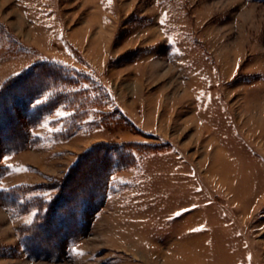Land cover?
Listing matches in <instances>:
<instances>
[{
    "label": "rangeland",
    "instance_id": "1",
    "mask_svg": "<svg viewBox=\"0 0 264 264\" xmlns=\"http://www.w3.org/2000/svg\"><path fill=\"white\" fill-rule=\"evenodd\" d=\"M40 64L74 83L0 104V264H264V0H0V96Z\"/></svg>",
    "mask_w": 264,
    "mask_h": 264
},
{
    "label": "trees",
    "instance_id": "2",
    "mask_svg": "<svg viewBox=\"0 0 264 264\" xmlns=\"http://www.w3.org/2000/svg\"><path fill=\"white\" fill-rule=\"evenodd\" d=\"M35 70L40 71V73H37L33 76L31 69L29 71H26L18 76H16L14 79H12V82L10 84H7V89L5 88V92H2V95L0 96V104H4V111L5 115L8 116L10 114L9 110L10 105L8 104V101L5 100L6 95L11 94V97L14 98L15 104H21L23 108H26L27 113L31 116V112L29 113L32 103H33V98L35 97H42V94L50 88L48 83L51 82V84H54L57 88H61L63 86L62 90L64 91L67 89V85H71L74 83L72 80V76L69 75L68 71L63 70V69H58V68H50L47 65H39ZM44 77V81H41L36 88L30 89L26 88L25 85L19 86L20 93H16L15 86L20 85L25 79H29L30 77ZM31 77V78H32ZM23 93V94H22ZM76 93V92H75ZM32 96V97H31ZM2 100V101H1ZM22 108V109H23ZM30 123V120H28ZM25 137V136H24ZM21 138V137H20ZM17 145L14 146V148ZM10 150V149H8ZM7 150V151H8ZM6 153V152H4Z\"/></svg>",
    "mask_w": 264,
    "mask_h": 264
},
{
    "label": "bare ground",
    "instance_id": "3",
    "mask_svg": "<svg viewBox=\"0 0 264 264\" xmlns=\"http://www.w3.org/2000/svg\"><path fill=\"white\" fill-rule=\"evenodd\" d=\"M195 112H193V114H192V116L193 117H195ZM191 117V116H190ZM197 118V117H196ZM188 121V120H187ZM201 123V122H200ZM196 124V123H195ZM201 125V124H200ZM197 130V129H196ZM201 130V129H200ZM204 134V132L203 131H201V132H198L197 133V136L196 137H201L202 135ZM210 141V140H209ZM186 146V145H185ZM207 157V156H206ZM206 157H205V159H206ZM207 161V160H206ZM204 162H205V160H204ZM205 164V163H204ZM207 165V164H206ZM216 165H219L218 167H216ZM207 171H209L210 172V174H217L218 175V173L220 172V174L221 175H223V179H224V177H225V175L227 174V173H229V170H228V165H227V163L226 162H224L223 161V158H222V155H221V150H220V148H217V149H215V151L213 152V160H212V164H209V166H208V170ZM205 173H207V172H205ZM211 176V175H210ZM215 177V176H214ZM220 179V178H219ZM213 180V179H212ZM220 180H222V178L220 179ZM218 182V181H217ZM217 184V183H216ZM221 184H225V183H223V181H222V183ZM168 260V259H167ZM188 263V262H187ZM189 264V263H188Z\"/></svg>",
    "mask_w": 264,
    "mask_h": 264
}]
</instances>
